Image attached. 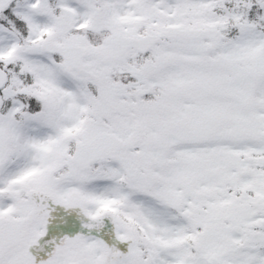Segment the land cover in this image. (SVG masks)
Segmentation results:
<instances>
[{"label":"snow or ice","instance_id":"1","mask_svg":"<svg viewBox=\"0 0 264 264\" xmlns=\"http://www.w3.org/2000/svg\"><path fill=\"white\" fill-rule=\"evenodd\" d=\"M0 264H264V0H0Z\"/></svg>","mask_w":264,"mask_h":264}]
</instances>
